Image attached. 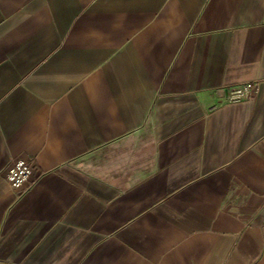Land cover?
<instances>
[{
  "label": "crops",
  "instance_id": "crops-1",
  "mask_svg": "<svg viewBox=\"0 0 264 264\" xmlns=\"http://www.w3.org/2000/svg\"><path fill=\"white\" fill-rule=\"evenodd\" d=\"M0 264H264V0H0Z\"/></svg>",
  "mask_w": 264,
  "mask_h": 264
},
{
  "label": "built area",
  "instance_id": "built-area-1",
  "mask_svg": "<svg viewBox=\"0 0 264 264\" xmlns=\"http://www.w3.org/2000/svg\"><path fill=\"white\" fill-rule=\"evenodd\" d=\"M221 90L225 92L222 99L228 102H237L247 99L255 93L257 85L256 83H244L223 87ZM4 176L10 188L16 191H24L35 181L31 161L23 157L11 159L4 169Z\"/></svg>",
  "mask_w": 264,
  "mask_h": 264
},
{
  "label": "water",
  "instance_id": "water-1",
  "mask_svg": "<svg viewBox=\"0 0 264 264\" xmlns=\"http://www.w3.org/2000/svg\"><path fill=\"white\" fill-rule=\"evenodd\" d=\"M216 93L218 96H223L225 92L223 90H218Z\"/></svg>",
  "mask_w": 264,
  "mask_h": 264
}]
</instances>
